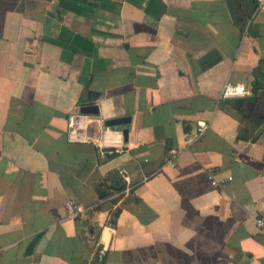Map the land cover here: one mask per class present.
Masks as SVG:
<instances>
[{
  "label": "crops",
  "instance_id": "0c3cea01",
  "mask_svg": "<svg viewBox=\"0 0 264 264\" xmlns=\"http://www.w3.org/2000/svg\"><path fill=\"white\" fill-rule=\"evenodd\" d=\"M232 4L0 0V264H264V9Z\"/></svg>",
  "mask_w": 264,
  "mask_h": 264
},
{
  "label": "built area",
  "instance_id": "2783aa9c",
  "mask_svg": "<svg viewBox=\"0 0 264 264\" xmlns=\"http://www.w3.org/2000/svg\"><path fill=\"white\" fill-rule=\"evenodd\" d=\"M258 3L257 10H262L264 9V0H256ZM252 22V19H250L246 24H245V29L244 33H246L249 29L250 23ZM248 93V90L243 84H234L231 81H227L224 85V88L222 90L221 98L222 99H237L240 97L245 96ZM78 116L76 114H71L69 116V125L72 129H74L78 123ZM210 127V122L207 120H199L196 125V138L202 137L205 132L208 130ZM116 150H102V154H109L113 153L114 151H120L121 149L119 147L115 148ZM182 149L179 147H173L171 148L166 156V163L175 166L178 162V157L181 153ZM209 177L210 179L219 185L225 184L228 182L232 177H227V178H221L217 179L215 178L213 172H209ZM87 208H92L94 209L93 206L87 207L84 204L78 203L74 200H69L66 203V210H67V216L69 218H74V219H80L81 216L84 214ZM256 223L257 227L259 229V233L264 236V217L263 216H258L256 218Z\"/></svg>",
  "mask_w": 264,
  "mask_h": 264
},
{
  "label": "water",
  "instance_id": "95a60500",
  "mask_svg": "<svg viewBox=\"0 0 264 264\" xmlns=\"http://www.w3.org/2000/svg\"><path fill=\"white\" fill-rule=\"evenodd\" d=\"M226 1H227V5H228L229 11L231 13V16H232L234 22L237 24V26L239 28H242V25L239 23V21L236 17L235 10H234L233 4H232V0H226ZM247 102H248L247 98L240 97V98L236 99V105L238 108H242ZM261 105H263V102H257L256 103V106H261ZM83 111L87 112V113L97 112V110L93 107L92 108L86 107V108H84ZM127 121L128 120L126 118H116V119L108 120L107 124L110 126L123 125V124L127 123ZM128 135H129V130L125 129L124 130V137H125L126 141H128Z\"/></svg>",
  "mask_w": 264,
  "mask_h": 264
},
{
  "label": "trees",
  "instance_id": "16d2710c",
  "mask_svg": "<svg viewBox=\"0 0 264 264\" xmlns=\"http://www.w3.org/2000/svg\"><path fill=\"white\" fill-rule=\"evenodd\" d=\"M243 27H244V26H243ZM118 214H119L118 211L112 213L111 223H112L113 225L116 224V220H117L116 218H117Z\"/></svg>",
  "mask_w": 264,
  "mask_h": 264
}]
</instances>
